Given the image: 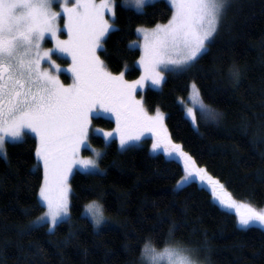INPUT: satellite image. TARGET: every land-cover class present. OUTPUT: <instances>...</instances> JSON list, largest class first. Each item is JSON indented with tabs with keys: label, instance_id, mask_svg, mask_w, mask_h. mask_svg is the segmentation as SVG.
<instances>
[{
	"label": "trees",
	"instance_id": "obj_1",
	"mask_svg": "<svg viewBox=\"0 0 264 264\" xmlns=\"http://www.w3.org/2000/svg\"><path fill=\"white\" fill-rule=\"evenodd\" d=\"M171 12L166 0L147 4L143 14L117 0L116 28L101 54L109 70L138 78L142 50L138 45L130 50L129 41L140 39L138 26L165 23ZM209 48L191 69L170 71L159 88L147 87L144 103L152 113L157 107L165 113L172 140L224 185L226 195L264 208V0H230ZM233 63L242 73L236 86L229 74ZM125 64L135 67L125 70ZM193 80L203 102L223 113L219 122L205 120L198 109V128L187 118ZM94 123L115 126L104 119ZM91 139L106 152L100 164L107 174L70 178L72 221L51 236L47 226L21 231L46 210L37 206L42 181V169L34 174L33 168L37 141L29 133L23 142L7 143L8 160L0 157V264H147L141 255L145 242L157 250L170 242L200 246L196 258L203 264H264V227H241L234 210H222L198 179L178 190L185 174L181 162L153 153L148 139L125 151L118 140L105 149L103 139ZM92 200L104 205L109 218L99 229L85 214Z\"/></svg>",
	"mask_w": 264,
	"mask_h": 264
},
{
	"label": "snow or ice",
	"instance_id": "obj_2",
	"mask_svg": "<svg viewBox=\"0 0 264 264\" xmlns=\"http://www.w3.org/2000/svg\"><path fill=\"white\" fill-rule=\"evenodd\" d=\"M166 2L172 9L167 22L152 28L138 26L136 31L143 42L129 41L130 50L137 44L142 47L139 64L144 69L143 75L130 81L125 71H110L101 55L107 53L105 40L116 28L108 14L115 19L117 0H0V157L8 160V142H23L29 133L34 135V174L42 169L37 206L42 201L47 209L30 221L22 234L47 226L48 234L55 235L59 225L72 221L75 192L70 177L81 172L90 176L107 174L100 164L106 152L92 145L91 136L103 139L105 149L118 140L120 150L125 151L136 147L145 132L154 134L153 152H163L182 163L185 174L177 181L178 190L198 179L222 210H234L241 227H264V208L226 195L224 185L171 139L165 114L158 107L150 114L143 98L135 95L137 88L149 81L156 87L163 84L166 71L194 67L210 51L209 45L230 6V0ZM120 3L133 4L143 14L145 6L156 0ZM64 30L67 38L61 37ZM48 37L54 45L45 48ZM56 53L71 59L67 65L70 84L57 74L61 66L52 59ZM44 63L51 68L43 67ZM134 67L124 65L129 71ZM229 74L234 86L239 85L242 73L235 63ZM189 87L194 106L185 111L192 124L199 127L197 109L205 120L219 122L223 113L203 102L196 81ZM97 119L114 121L115 127L101 128L94 123ZM82 149L94 155L83 156ZM85 207L96 229L108 224L104 205L98 200ZM24 211L30 214V209ZM174 230L175 225L170 229L173 237ZM199 252L200 246L191 244L170 242L157 250L151 242H145L141 255L147 264H203L196 258Z\"/></svg>",
	"mask_w": 264,
	"mask_h": 264
},
{
	"label": "rangeland",
	"instance_id": "obj_3",
	"mask_svg": "<svg viewBox=\"0 0 264 264\" xmlns=\"http://www.w3.org/2000/svg\"><path fill=\"white\" fill-rule=\"evenodd\" d=\"M72 2H74V0H72ZM97 2H99V0H97ZM129 5H131V6H133V7H135L133 4H129ZM59 10V9H58ZM109 15V19H110V21L113 23V19L111 18V16H110V14H108ZM61 23H63V20H61ZM166 23V22H165ZM114 24V23H113ZM143 27H145V26H143ZM154 27V26H153ZM145 28H152V27H145ZM139 34V36H140V39H139V41L142 43L143 42V36L140 34V33H138ZM61 37L62 38H67V33H66V30H64L62 33H61ZM53 45H54V41H52L51 40V38L50 37H48V38H46V40H45V42H44V44H43V47H45V48H50V47H53ZM138 46H140L139 44H137ZM141 48V50H142V54H143V49H142V47H140ZM141 54V55H142ZM52 59L53 60H55L56 61V63L57 64H59L60 66H61V70L57 73L59 76H60V79L65 83V84H70L71 82H72V78H71V72H70V70L67 68V65L68 64H70L71 63V59H70V57H66L64 54H61V53H56L55 55H53V57H52ZM67 61H66V60ZM62 60H65V61H62ZM138 65H139V67H140V69H141V74H140V76L141 75H143L144 74V69H143V67L139 64V60H138ZM43 67H45V68H51V66L48 64V63H44L43 65H42ZM173 71H175V70H173ZM168 72H170V71H166L165 72V77H166V75L168 74ZM115 73V72H114ZM139 76V77H140ZM126 77V76H125ZM138 77V78H139ZM138 78H135V79H127V80H136V79H138ZM162 85V84H161ZM160 85V86H161ZM149 86H151V87H155V88H159V87H156V86H154V85H152L151 84V82L149 81L148 83H146L145 85H143V86H141V87H138L137 88V90H136V93H135V95L137 96V98H140V97H142L143 98V102H144V91L146 90V88L147 87H149ZM190 91H191V89H190ZM188 97H190V92H189V96ZM186 101V100H185ZM190 102L191 103H193V101L190 99ZM191 103H189L191 106H189V107H193L194 106V104H191ZM144 105H145V103H144ZM145 107H146V105H145ZM149 111V110H148ZM149 113L150 114H154V113H152V112H150L149 111ZM164 113V112H163ZM165 114V113H164ZM164 123L166 124V121L164 120ZM97 126H99V125H97ZM99 127H101V128H104V129H108V130H111L112 128H106V127H103V126H99ZM115 127V126H114ZM113 127V128H114ZM167 131L169 132V130H168V128H167ZM90 138H92V136L90 137ZM145 139H148L149 141H150V146H151V144H152V142H153V139H154V134L153 133H151V132H145L144 133V135H143V137L141 138V141H143V140H145ZM172 139V138H171ZM141 141H138L137 142V144H139ZM91 142H92V139H91ZM118 143H119V141H118ZM92 145L94 146V147H96V148H100V147H98V146H96V145H94L93 143H92ZM100 149H102V148H100ZM185 151V150H184ZM153 153H159V152H153ZM163 153V152H162ZM81 154L83 155V156H93L94 155V153H92L91 151H89V152H85V150L84 149H82L81 150ZM165 154V153H164ZM166 156H168L167 154H165ZM169 157V156H168ZM200 166V165H199ZM200 167H202V166H200ZM208 174H210L209 172H208ZM211 175V174H210ZM212 176V175H211ZM213 177V176H212ZM71 178V177H70ZM202 183V182H201ZM203 184V183H202ZM206 185V184H205ZM99 201V200H98ZM100 202V201H99ZM41 203L43 204V202L41 201ZM101 203V202H100ZM244 203V202H243ZM44 205V204H43ZM45 206V205H44ZM45 208H46V206H45ZM47 210V209H46ZM45 210V211H46ZM85 214H87L88 215V213H87V210H86V208H85ZM89 216V215H88ZM90 217V216H89ZM91 218V217H90ZM256 225H259V224H256ZM260 226V225H259Z\"/></svg>",
	"mask_w": 264,
	"mask_h": 264
}]
</instances>
